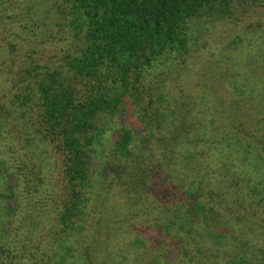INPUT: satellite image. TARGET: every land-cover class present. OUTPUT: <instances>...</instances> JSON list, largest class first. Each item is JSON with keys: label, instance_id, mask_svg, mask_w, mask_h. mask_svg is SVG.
Instances as JSON below:
<instances>
[{"label": "rangeland", "instance_id": "1", "mask_svg": "<svg viewBox=\"0 0 264 264\" xmlns=\"http://www.w3.org/2000/svg\"><path fill=\"white\" fill-rule=\"evenodd\" d=\"M231 1L236 7V17L216 25V37L209 52L211 59L196 71L195 78H191L185 64L175 70L174 76L150 74L145 85L148 88L147 94L138 95L140 98L137 99L136 111L133 113L137 123L132 125L127 121V115L133 110L127 104L122 105L121 112L119 109L114 113L97 116L95 129L86 136L90 139L96 129L100 130L103 136L101 144L105 143L106 147H103V150L99 147L98 154H95L99 155L95 157L96 171L89 173L84 194L80 195L73 189L68 193L71 202L85 207L84 214L78 218L82 229L88 227L84 231V237L102 240L110 233L109 230L113 232L121 223L128 222L129 225L125 228L133 233L125 236L120 245L129 248L133 247L136 236L139 235L136 230L134 232V227H151L155 233L158 226H162L166 233H172L162 242L167 257L163 258L162 253L154 254L152 263L157 259L161 264H210L205 253L187 234L190 231L188 226L192 224L188 207L175 204L172 196L176 194V189L189 188L201 192L207 212L205 218L199 221L209 239L229 243L234 235L230 228L234 227V220L230 218V222H227L218 212V203H225V209L231 211V215L238 221L239 244L234 243L230 253H225L226 264L232 261V264H264V177L256 179L252 174V163L256 162H260L257 164L260 166L259 171L264 173V154L255 153L248 160L244 158V150L242 153L236 145L240 141L247 146L264 148V112L258 111L264 109V1ZM8 2L3 8L8 11H5L6 15L8 13L12 18H18L20 25L25 27L28 33L27 37L25 36V44H12L13 39L6 42L0 37V70L8 71L9 76L13 74L10 78L14 82L9 85L14 89L13 94L25 95L33 89V84L28 88L30 82L27 77L31 75L63 72L68 74V84H75V81L79 83L77 84L81 92L77 99H81V102L89 100L98 86L97 81L76 75L69 67L71 58L78 56L85 47L83 37L87 34L86 30L83 34L78 33L72 26L70 7L65 6L61 0ZM251 14L263 16V24L256 32L259 43L255 50L246 52L244 61L233 60V49L237 46L232 47L231 42L237 39L240 21ZM10 66L12 68L8 69ZM241 85H244V88ZM204 93L208 95L209 101L206 110L199 105V97L202 95L203 101ZM7 99H10V96L0 94V107L7 103ZM182 99L189 101L183 105ZM222 101L228 107L229 118L234 114L249 115L250 125H247L245 120V127L238 128L244 119L234 121L231 117L232 125L228 128L226 143L216 144L206 140L208 146L203 141L205 144L203 150L198 153L199 157L215 149H218L221 158L225 157L223 167L228 171L227 186L223 191L220 188L218 193V184L215 182L217 179L209 173L211 163L204 161L200 165L196 158H193L189 159L187 166L182 167L180 162L174 164L173 159L178 152L185 151L187 143L193 142L192 147L195 142L201 143L197 134L181 140L184 135L190 133L192 126L199 125L207 137L215 140L220 135L227 136L226 132L215 131V106ZM33 104L22 107L17 113L13 112L15 114L10 116L12 123L8 125L10 130L14 131L18 127L20 132L33 138V148L28 151V164L17 167L9 160L10 157L3 162L0 145V232L13 231L15 239L19 234L22 235L23 232L20 231L32 222V206L44 205V195L53 193L56 186L51 184L50 180H56L57 173H61L60 166L64 165L67 158L63 153L61 138L58 134L61 141L55 137L57 131L46 132V126L41 125L42 111ZM10 110L14 111V108ZM18 121H21V125ZM126 129L132 130L134 137L138 138V143H132V148L136 150L132 157H145L149 160V164L141 162V167L139 162L129 156L133 163L132 172H140V176L132 183L126 180L128 169L122 176L113 173L104 175L100 169L108 164L119 163L111 151L126 135ZM44 136L49 138L44 139ZM232 161L237 169L232 166ZM129 163L127 161L126 165ZM199 169H202V172ZM200 173H208L204 184L199 182ZM147 175L148 180L151 176L153 179L155 175L161 176L160 187L156 190L159 201L155 197L148 199L151 195L147 194L145 186L148 182L145 179ZM238 176L244 179L243 184L240 183L243 188L237 184ZM255 186L257 189H254ZM16 214L19 215L10 217ZM11 218L13 219L8 220ZM90 222L95 223L92 229ZM39 230L41 231V228ZM178 231H183L182 235H179ZM141 233L139 237L148 239V233ZM19 238L23 239L22 236ZM160 239L159 237L157 241ZM30 240H33L32 236ZM153 245L151 243L149 248ZM130 260L133 263L136 261L134 257H130Z\"/></svg>", "mask_w": 264, "mask_h": 264}, {"label": "trees", "instance_id": "2", "mask_svg": "<svg viewBox=\"0 0 264 264\" xmlns=\"http://www.w3.org/2000/svg\"><path fill=\"white\" fill-rule=\"evenodd\" d=\"M61 1L65 6L70 7L71 24L78 30V33L83 34L85 30L87 31L83 37L85 47L78 56L71 58L69 67L76 75L96 80L98 86L93 91L94 99L90 97L89 100L81 102V99H77L81 92L78 87L79 83L75 81V84H68V74H63V72L36 73L33 76L30 73L31 76L27 77L30 82L28 88L33 84V89L27 94L24 93L25 95L21 93L14 95L13 87H9L14 82L11 79L13 74L9 76L8 71L0 70V94H4L5 97L10 96L7 103L0 107L2 161L5 162L6 158L10 157L9 160L17 167H21L24 163L28 164L30 160L28 151L33 148V138L20 132L15 123L13 125L17 128L14 131L10 130L8 125L12 123L11 114L33 103L42 111L41 125L46 126V132L57 131L55 137L59 140L61 138L63 153L65 158L67 157L64 165L60 166L61 173H57L56 180H50L51 184L56 186L53 193L44 195V205L32 206L33 210L30 214L32 222L20 231L23 234H19L15 239L13 231L0 232V264H161V261L157 259L152 263V256L162 253L163 258L167 257L162 242L172 233H166L162 226H158L155 233L151 227L142 229L134 227V232L137 231L140 236L141 232L148 233V239L144 240L137 235L133 247L125 248L120 245L121 241L125 239V236L133 233L126 230L125 227L129 224L125 222L113 232L109 230L110 233L102 240L84 237V231L88 227L82 229L78 218L84 214L85 207L71 202L68 193L73 189L80 195L84 194V188L88 185L89 173L96 171L95 157L99 155L95 154H98L99 147L102 150L106 147L105 143L101 144L103 136L100 130L96 129L90 139L86 136L92 129H95L97 116L103 113H114L122 105L127 104L133 110L127 115V121L132 125L137 123L133 113L136 111L137 99L140 98L138 95L147 94L148 88L145 85L150 74L174 76L175 70L185 64L190 71L191 78H195L196 71L211 59L209 52L216 37V25L236 17V7L233 6L231 0ZM8 3V0H0V37L6 42L13 39L12 44L15 42L25 44L28 34L26 28L20 25L18 18H12L8 13L6 15L7 10L3 8ZM262 21L261 14H251L246 16L242 22L240 21L237 39L231 42L232 47L237 46L233 49V60L244 61L246 52L256 49L259 43L256 32L258 27L262 26ZM238 40L240 43L237 44ZM10 57L12 58V53ZM11 68L12 66L8 67V69ZM241 87L244 88V85ZM139 91L143 93L139 94ZM181 101L183 105H186L189 99ZM38 103L40 105H37ZM208 103L207 94L204 93L203 101L202 95L199 97V105L203 110H206ZM12 107L14 111L10 110ZM216 108L218 129L215 128V131L226 132L227 136L220 135L215 140L207 137L199 125L192 126L190 133L184 135L181 140L197 134L201 143L195 142L193 147L191 146L193 142L187 143L184 147L185 151L178 152L173 162L174 164L180 162L182 167L187 166L189 159L193 158H196L200 165L204 161L211 163L209 173L216 177L215 182L218 184L217 192L219 193L220 188L223 191L227 186L228 171L226 167H223L225 157L221 158L218 149L211 150L210 153L205 152L200 157L198 153L203 150V144L206 143L209 146L206 140L210 143L216 142V144L226 143L225 140L229 136L228 128L232 125L231 117L234 121L244 119L238 128L245 127V120H247V125L250 124L249 115L234 114L229 118V110L224 101L216 104ZM119 111L121 112L122 109ZM258 111L263 113L264 109H258ZM18 123L21 125V121ZM124 132L126 135L121 138V142L116 144L115 150L111 151L109 147L119 163L108 164L100 169L104 175L113 173L120 176L128 169L129 175L126 176V180L132 183L140 176V172H132L133 163L130 157L139 162L141 167L142 163L148 162L149 164V160L145 157H132L136 152L132 148V143L133 141L138 143V138L134 137L130 129ZM49 136H44V139H48ZM236 145L242 153L244 150V158L248 160L255 153L264 154L262 147L247 146L240 141ZM127 161L130 162L128 165H126ZM233 161L232 166L237 169ZM258 163L260 162L252 163V174L256 176V179L264 177V173L259 171ZM199 171L202 172V169ZM41 174L48 179L45 174ZM149 176L147 175L145 179ZM206 176L208 177V173L198 174L199 182L204 184ZM160 180V175H155L154 179L151 176L148 180L145 185L147 194L151 195L148 199L155 197L159 201L156 190L160 187ZM238 181V186L243 188L244 186L240 183L243 184L244 179L238 176ZM255 188L257 189V186ZM174 192H176L172 194L174 203L188 207L192 224L188 226L190 231L187 234L192 241L205 253L210 264H226L225 253H230L234 243L239 244L237 219L231 215V211L225 209L227 208L225 203H218V212L226 218L227 222H230V218L234 220V227L230 226L231 233L233 231L234 235L229 243L212 241L205 234L204 226L199 221L205 218L207 212L200 190L193 191L188 188L186 190L176 189ZM257 193L259 194L258 191ZM17 215L19 214L10 217L14 218ZM89 225L90 229L95 227L93 222ZM176 225L178 226V223ZM178 233L182 235L183 231H178ZM19 236H22L24 240ZM159 237L161 239L157 241ZM151 243L154 245L149 248ZM130 257H134L136 261L133 263Z\"/></svg>", "mask_w": 264, "mask_h": 264}]
</instances>
